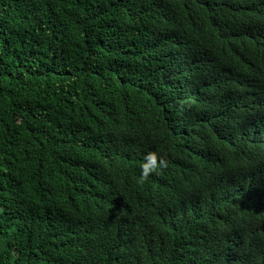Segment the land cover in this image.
Returning <instances> with one entry per match:
<instances>
[{
  "label": "trees",
  "instance_id": "obj_1",
  "mask_svg": "<svg viewBox=\"0 0 264 264\" xmlns=\"http://www.w3.org/2000/svg\"><path fill=\"white\" fill-rule=\"evenodd\" d=\"M0 264H264V0H0Z\"/></svg>",
  "mask_w": 264,
  "mask_h": 264
},
{
  "label": "clouds",
  "instance_id": "obj_2",
  "mask_svg": "<svg viewBox=\"0 0 264 264\" xmlns=\"http://www.w3.org/2000/svg\"><path fill=\"white\" fill-rule=\"evenodd\" d=\"M168 160L166 156L156 150H149L143 154L141 161L139 162V181H143L151 174H158L161 169L166 168Z\"/></svg>",
  "mask_w": 264,
  "mask_h": 264
}]
</instances>
